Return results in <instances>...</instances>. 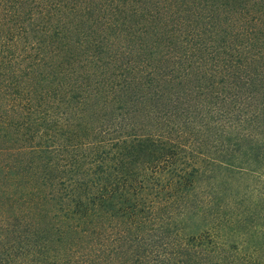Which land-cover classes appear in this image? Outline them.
Returning <instances> with one entry per match:
<instances>
[{
	"label": "trees",
	"instance_id": "trees-1",
	"mask_svg": "<svg viewBox=\"0 0 264 264\" xmlns=\"http://www.w3.org/2000/svg\"><path fill=\"white\" fill-rule=\"evenodd\" d=\"M0 264H264V0H0Z\"/></svg>",
	"mask_w": 264,
	"mask_h": 264
}]
</instances>
